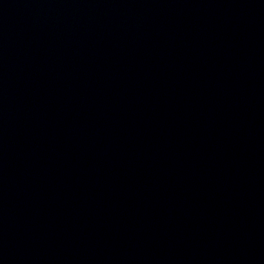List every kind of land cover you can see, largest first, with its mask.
I'll use <instances>...</instances> for the list:
<instances>
[{
    "label": "water",
    "instance_id": "95a60500",
    "mask_svg": "<svg viewBox=\"0 0 264 264\" xmlns=\"http://www.w3.org/2000/svg\"><path fill=\"white\" fill-rule=\"evenodd\" d=\"M109 1L111 0H0V43Z\"/></svg>",
    "mask_w": 264,
    "mask_h": 264
}]
</instances>
